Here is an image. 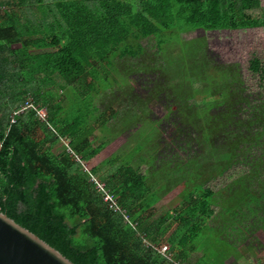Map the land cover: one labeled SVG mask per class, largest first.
<instances>
[{"label": "trees", "instance_id": "obj_1", "mask_svg": "<svg viewBox=\"0 0 264 264\" xmlns=\"http://www.w3.org/2000/svg\"><path fill=\"white\" fill-rule=\"evenodd\" d=\"M263 26L261 0H0V211L74 264H216L194 244L205 231L216 235L218 264H226L242 234L264 232V67L250 58L256 92L239 69L212 65L202 40L183 35ZM151 36L159 63H142L141 40ZM175 42L180 50L168 53ZM123 64L142 73L146 92L164 98L162 118L176 121L170 141L162 142L181 154L168 156L171 166L176 160L181 167L173 182L188 179L173 213L150 221L145 211L161 194L145 175L130 171L128 179L113 177L114 184L99 181L118 206L128 207L131 222L109 206L82 166L80 153L88 161L101 146L88 149L87 136L69 131L49 137L38 120L49 121L50 112L43 120L26 109L4 132L26 95L52 111L61 99L54 100L51 86L61 82V92L62 81L92 80L99 69L121 73ZM44 87L51 92L41 93ZM65 136L67 152H52ZM170 228L173 258L152 247ZM237 262L244 263L242 256L231 264Z\"/></svg>", "mask_w": 264, "mask_h": 264}, {"label": "rangeland", "instance_id": "obj_2", "mask_svg": "<svg viewBox=\"0 0 264 264\" xmlns=\"http://www.w3.org/2000/svg\"><path fill=\"white\" fill-rule=\"evenodd\" d=\"M261 3L264 6V0H261ZM183 39L202 40L204 44L202 54L212 62V65L213 63L214 66L220 64L228 67L230 65L239 69L246 83L258 92L256 88L258 79L250 74L248 65L250 58L256 56L264 67V26L237 30L204 31L198 29L184 34ZM141 44L145 50L142 63H151V60H156L159 63L156 54V38L151 36L142 39ZM180 47V44L175 42L172 47L167 49V52L177 53ZM160 59L162 64L161 55ZM125 65L127 64L118 65L121 66V73L111 68V70L108 69L107 75V70L99 69L96 77L92 80H80L70 85L62 81L64 87L61 92L57 89L58 86L61 87V82L51 86V90L55 93L54 100L61 99V101L52 111L50 107H48L47 112V106L46 109L41 107L45 114L44 120L48 112H50V120L48 121L47 116L45 121L39 119L38 122L42 125V129L46 128L49 137L56 139L59 133L69 131L79 138L87 136L90 141L88 149L97 147V145L98 148L101 146V150L89 162L83 159L86 152L80 153L83 168L90 170L97 181L114 184L113 177L120 179L121 174H126L125 178L128 179L129 177L126 176L130 175V171L134 174H144L147 180L146 184L161 194V199L145 211L150 221L167 210L170 211V214L173 213L174 200L187 185L188 179L183 178L184 181L177 184L173 182L176 180L177 171L181 167L176 160L175 165L171 166V159L168 156L174 153L177 156L181 154L174 146L168 147V144L162 142L163 139L166 142L170 141L171 135L175 131L173 128L176 121L175 119L171 121L169 118H162L167 114L164 98L157 99L154 94L150 95L146 92L148 84L142 73L140 74L136 69L129 73L128 69L133 67L130 64L126 67ZM88 82L92 84L87 86ZM173 84H176V81ZM48 89L49 87H44L41 93L51 92ZM27 97L26 95L25 100L28 99V102H31L30 98ZM29 97H32V94H29ZM54 113H56L55 116ZM171 122L173 123L171 124ZM8 127L9 125L5 130ZM37 133L40 131L37 130ZM40 136H43L42 132ZM91 138H94L93 143ZM67 142L68 138L61 137L60 141L53 146L52 152L66 151L64 148L69 143ZM157 144L159 150H157ZM48 145L46 143L44 147ZM71 147L69 146L70 150ZM76 156L78 157V154ZM124 186L128 188L127 181L121 185V188L126 189ZM176 202L177 205L178 201ZM140 204L146 206L147 203ZM127 205L130 207L131 202H127ZM119 207L128 217V220L133 222L132 213L128 207L125 206L124 208L120 204ZM129 224L135 226L134 223ZM171 230L172 228L168 229L160 236L153 246L157 248L167 246V238ZM215 238V234L205 231L203 236H197L194 239V244L202 247V249H207L212 262L218 264L219 257L217 255L221 253V248ZM146 244L148 243L146 242ZM234 245L236 253L228 254L225 260L226 264H231L235 258L240 256L244 260L243 264H264L263 231L252 232L250 235L242 234V239L235 242ZM166 254L167 258H173L169 250L166 251ZM201 254L200 250L193 253L191 255L192 260ZM237 263L240 264V262Z\"/></svg>", "mask_w": 264, "mask_h": 264}, {"label": "water", "instance_id": "obj_3", "mask_svg": "<svg viewBox=\"0 0 264 264\" xmlns=\"http://www.w3.org/2000/svg\"><path fill=\"white\" fill-rule=\"evenodd\" d=\"M0 264H74L0 211Z\"/></svg>", "mask_w": 264, "mask_h": 264}, {"label": "built area", "instance_id": "obj_4", "mask_svg": "<svg viewBox=\"0 0 264 264\" xmlns=\"http://www.w3.org/2000/svg\"><path fill=\"white\" fill-rule=\"evenodd\" d=\"M30 108H32L34 111H36L37 115L41 119L44 120L45 114H44L43 110L42 109H38L32 102H26L23 107H21L18 110H15V112L12 113V115L10 116L9 126H10V124L15 122V116L18 113H20V112H22V111H24L26 109H30ZM8 130H9V127L5 130V135L8 133ZM2 146H3V142H2V140H0V149L2 148ZM91 181L94 183L95 188L97 190H99L104 195V200L110 202L109 206L113 207L112 209L114 211L121 212L122 209L116 204L115 200L112 198L111 193L106 189L105 185L102 182H99L97 180H92L91 179ZM152 247L155 248L159 253H161V254H163V255H165L167 257V254H166V251L168 250L167 246H163L161 248H157V247H154V246H152Z\"/></svg>", "mask_w": 264, "mask_h": 264}, {"label": "crops", "instance_id": "obj_5", "mask_svg": "<svg viewBox=\"0 0 264 264\" xmlns=\"http://www.w3.org/2000/svg\"><path fill=\"white\" fill-rule=\"evenodd\" d=\"M65 137H68V136H65ZM69 138V137H68ZM72 139V138H71ZM92 140H91V142L93 143L94 142V138H91ZM69 140H70V138H69ZM87 141L90 143V141H89V138L87 139ZM74 142V141H73ZM68 150H70V149H68ZM95 156V155H94ZM93 156V157H94ZM93 157H91L89 160H91V159H93ZM89 160H88V162H89ZM95 166H96V164H95ZM92 170H93V168H92Z\"/></svg>", "mask_w": 264, "mask_h": 264}, {"label": "clouds", "instance_id": "obj_6", "mask_svg": "<svg viewBox=\"0 0 264 264\" xmlns=\"http://www.w3.org/2000/svg\"><path fill=\"white\" fill-rule=\"evenodd\" d=\"M73 154V153H72Z\"/></svg>", "mask_w": 264, "mask_h": 264}]
</instances>
